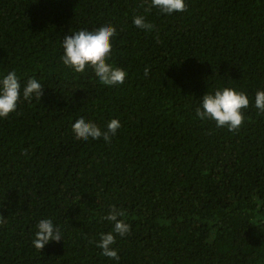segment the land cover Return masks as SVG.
<instances>
[{"label": "trees", "instance_id": "1", "mask_svg": "<svg viewBox=\"0 0 264 264\" xmlns=\"http://www.w3.org/2000/svg\"><path fill=\"white\" fill-rule=\"evenodd\" d=\"M150 2L0 0V79L43 85L0 117V264H264V0H185L172 14ZM104 24L120 85L61 59L65 35ZM225 87L250 101L235 132L196 115ZM81 117L121 126L110 143L76 139ZM112 206L130 226L113 233L118 261L97 247ZM45 218L62 240L40 252Z\"/></svg>", "mask_w": 264, "mask_h": 264}, {"label": "clouds", "instance_id": "2", "mask_svg": "<svg viewBox=\"0 0 264 264\" xmlns=\"http://www.w3.org/2000/svg\"><path fill=\"white\" fill-rule=\"evenodd\" d=\"M149 7H155L164 14L187 10L185 0H151ZM133 24L146 31L155 27L146 22L142 15L134 17ZM116 35V29L111 24H104L95 30L81 29L71 35H65L62 40L63 64L77 73H83L90 67L104 85L123 84L127 76L125 70L108 62L112 51L111 40ZM147 73L148 69L145 68V75ZM42 94L43 85L37 79L29 78L21 90L16 72H8L0 79V117H7L16 111L21 95L25 100H31L33 96L40 99ZM249 103V98L243 91L229 87L216 89L214 93H205L202 96L201 105L196 108V115L201 119L214 120L217 127H226L229 131L235 132L244 122L243 110L248 108ZM255 107L264 112V90L255 93ZM120 126L118 119H111L106 129L102 130L94 122L81 117L72 124V131L76 139L87 141L89 138L93 140L102 138L106 143H110ZM122 215V212L112 206L111 211L103 219L113 222V231L102 234L97 244L103 256L117 261L120 258L117 251L111 247L116 239L113 233L125 236L130 231V226L118 218ZM4 219L5 217L0 215V223H3ZM36 229L32 243L40 252L49 241L62 240L60 231L54 227L51 219H41Z\"/></svg>", "mask_w": 264, "mask_h": 264}]
</instances>
